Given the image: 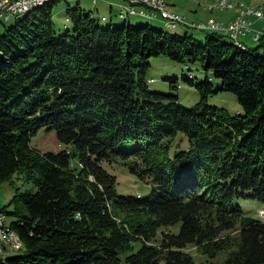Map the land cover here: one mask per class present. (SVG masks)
<instances>
[{"label":"trees","instance_id":"16d2710c","mask_svg":"<svg viewBox=\"0 0 264 264\" xmlns=\"http://www.w3.org/2000/svg\"><path fill=\"white\" fill-rule=\"evenodd\" d=\"M60 2L0 35V183L21 176L35 188L14 198L25 208L11 225L23 249L0 264H121L122 254L128 264H194L190 246L210 259L225 253L224 264H264V221L241 206L264 204L262 42L238 46L208 30L200 41L130 23L104 28L79 6L66 13L71 31L57 35ZM158 57L188 72L198 64L220 88L184 78L200 93L186 108L149 88ZM220 92L235 95L242 112L208 101ZM40 129L55 130L67 148L35 151ZM179 135L189 149L173 151ZM114 165L152 183L149 195L117 194L107 169Z\"/></svg>","mask_w":264,"mask_h":264},{"label":"rangeland","instance_id":"374dc122","mask_svg":"<svg viewBox=\"0 0 264 264\" xmlns=\"http://www.w3.org/2000/svg\"><path fill=\"white\" fill-rule=\"evenodd\" d=\"M124 0H101L99 3L94 5L93 0H70L65 1L61 0V2L55 7L53 11V23L55 28V33L64 34L67 31H71V23L68 20L67 10L68 7L77 8L78 6L81 8L83 13L89 14L95 20L100 22V25L104 28H108L111 25L115 27L124 26V23H130L134 27L139 26H155V28H159L160 30H165L172 34H177L180 36H193L195 39L204 41L207 36L206 32H200L197 29L192 28L193 26H181L179 25L176 29H173L169 25H159L155 23L154 20H148L147 17L137 16V17H129L127 20H121L119 18V14L121 12V2ZM168 5L174 4L173 9H167L169 12L177 13L185 19L189 24L196 25H208V23L212 21H219L223 24H229L231 20L230 17L233 15L239 14V5L243 3H249L254 6H259L263 9L264 13V0H200L199 2H195L192 0H165ZM221 1H226L229 4H232L234 8L230 10L221 11V9L211 10L207 8L208 6L215 5L216 3ZM112 4V5H111ZM166 4V5H167ZM139 12H142L141 8H137ZM237 14V15H238ZM236 15V16H237ZM105 16L108 21L102 22L101 18ZM235 16V17H236ZM231 17V18H232ZM156 19V18H153ZM104 20V19H103ZM106 20V19H105ZM261 22L260 29L252 32L257 33V31H261L263 27V20H258ZM16 22L15 17H11L9 21L2 20L0 26V35L4 33V29H8L12 27ZM165 23V22H164ZM189 28V29H188ZM249 36V35H248ZM247 37V36H246ZM258 42L252 41V45L254 47H258V44L262 42L264 35L261 36ZM242 39V38H240ZM228 40V39H225ZM242 40L241 42H245ZM247 43L251 44L249 38H247ZM262 53H264V48L261 49ZM7 64L8 61L6 62ZM151 68L147 73V77L149 81L155 80L153 84H149V88L153 91L160 92L163 94L175 95L179 98V102H181L186 108H192L195 104H197L200 100V93L196 90V88H191L185 81L184 78L188 79L190 77L195 76L196 83L205 82L207 79L213 84L215 89L220 88V80L218 81L213 74L205 73L201 70L198 64H192L191 72L186 71L183 64H178L176 62L171 61L167 57H158L152 58L151 60ZM168 78H177L179 81V88L173 89L171 88V84L167 80ZM208 101L211 104L218 106L219 108H224L230 113L232 116L237 115L242 112V109L238 103L235 95H232L227 92H220L218 95L211 96ZM179 135L176 139V148L173 151H183L190 148V142L186 137L180 138ZM31 148L35 151L37 150L40 153H54L58 154L59 152L65 150L67 147L61 146L57 134L55 130H46L40 129L36 136L33 137L31 141ZM107 169L112 172L117 177V194L125 197L131 196H141L145 198L149 195L152 187V183L141 181L135 175L131 174L125 168L114 165L107 166ZM35 190L34 184L31 180H26L24 177H14L12 182L0 183V210H6L8 215L6 216L7 226H11L18 219L15 215H12L16 210H25L22 203H17L14 201L17 193L24 194L28 192H33ZM241 206H243V210L250 217H258V212L261 211L264 214V204L259 203L254 200L242 201ZM264 221V219H262ZM179 230V226H175L172 231L177 232ZM23 249L22 243L19 246L3 249L0 246V257H7L8 255H14L15 252H20ZM188 251L190 255L193 257L194 264H224L225 263V253L218 254L214 259L208 258L206 255H203L196 248L190 246L188 247ZM127 254L121 255V264L126 263ZM4 258H0L3 260ZM160 264H166L164 260H161Z\"/></svg>","mask_w":264,"mask_h":264},{"label":"built area","instance_id":"2783aa9c","mask_svg":"<svg viewBox=\"0 0 264 264\" xmlns=\"http://www.w3.org/2000/svg\"><path fill=\"white\" fill-rule=\"evenodd\" d=\"M38 0H0V26L2 23V20L8 21L11 17L14 15L16 16L17 13L21 12L22 9H24L27 6H30V4H33ZM101 0H98V3ZM163 4L159 1H153V0H124L123 5H121L122 11L124 13H131V15H137V14H143V13H150L152 12V16L154 18H161L165 23L169 26H174L175 28L178 25L181 26H190L192 25L194 29H197L199 31H212V32H218L225 35L232 36L233 39L240 41L244 39L246 36L252 34L253 38L252 40L254 42H258L261 36L264 35V23H263V30L257 31V33L252 32V25L253 21L251 18L259 19L264 21V13L262 9L259 6H256V8H248L246 4H243L242 6H239V17H233L229 24H223L219 21H212L211 24L208 25H196L194 23L189 24L185 21L183 17H181L179 14L177 16H168L165 11L163 10ZM216 7H226V1L222 3V5H216V6H209V8L213 9ZM137 8H141L142 12H139ZM231 9V8H230ZM229 9V10H230ZM2 215H6L5 213L0 212V225L2 222ZM0 246L5 247L6 240L0 239ZM4 258V257H0Z\"/></svg>","mask_w":264,"mask_h":264},{"label":"bare ground","instance_id":"6f19581e","mask_svg":"<svg viewBox=\"0 0 264 264\" xmlns=\"http://www.w3.org/2000/svg\"><path fill=\"white\" fill-rule=\"evenodd\" d=\"M53 1H56V0H38V1L34 2L33 4H30V6H27L24 9H22L21 12L17 13V15L16 16L14 15L13 17H15L16 20L19 19V18L25 17L28 14H30V12H32V11L38 9V8H42L45 4L53 2ZM65 1H70V0H65ZM153 1H159V2L165 3V4H163V10L165 11V13L168 16H177V15L170 14L166 10V6L167 5H166V1L165 0H153ZM192 1L199 2L200 0H192ZM223 2L224 1H221V2L218 1V3H216L215 5H212V6L222 5ZM93 3H94V5H96L98 3V0H93ZM239 6H242V4H240ZM246 6L248 8H256V6H254V5H246ZM207 8H209V6ZM217 8L221 9V11H225V10H229L230 8H234V7L232 6V4L228 5V2H226V7H216V8H213V9H211V8H209V9H211V10L215 9L216 10ZM262 11H263V9H262ZM140 15L142 17H147L149 20L154 18L152 16V12L143 13V14H140ZM140 15L139 14L131 15V13H124L122 11V9H121V12L119 14V18L121 20H124V19L129 18V17H137V16H140ZM236 17H239V14ZM209 24H211V22ZM234 41H235L236 45L241 46L240 42L238 40L234 39ZM242 47L245 48L244 46H242ZM0 239H5L6 240V245L7 246L3 247V249L19 246L21 244V240H20V237L17 234V232L12 229V226H7L6 216L5 215H2V222H1V225H0Z\"/></svg>","mask_w":264,"mask_h":264},{"label":"crops","instance_id":"0c3cea01","mask_svg":"<svg viewBox=\"0 0 264 264\" xmlns=\"http://www.w3.org/2000/svg\"><path fill=\"white\" fill-rule=\"evenodd\" d=\"M123 3H124V1H122L121 2V4H120V6L121 5H123ZM248 4V3H247ZM112 5V4H111ZM243 5V4H242ZM168 7H169V9H173V7H174V4H171V5H168ZM122 9V8H121ZM120 9V10H121ZM215 10V9H214ZM168 11V10H167ZM169 12V11H168ZM170 14H171V12H169ZM238 14V13H237ZM236 14V15H237ZM172 15H175V13H172ZM236 15H233V17H235ZM103 17H105V16H103ZM232 17V16H231ZM230 17V19L229 20H231L232 18ZM252 19V21H253V25H252V29L254 30V31H256L257 29H260V27H261V22L260 21H258V20H256L255 18H251ZM154 21H155V23H158L159 25H165V23H164V21L161 19V18H156V19H153ZM230 22V21H229ZM252 34H254V33H252ZM252 34H250L249 36H247V37H245L246 38V40H245V44L246 45H248V46H252V47H254L253 45H252V38H253V35ZM244 38V39H245ZM247 38H249V40L251 41V44H249V43H247ZM244 39H242L243 41H244ZM241 40V41H242ZM243 43V42H242ZM262 44L264 45V39H263V41H262ZM259 45V44H258Z\"/></svg>","mask_w":264,"mask_h":264}]
</instances>
